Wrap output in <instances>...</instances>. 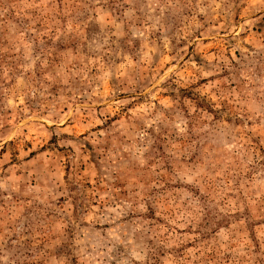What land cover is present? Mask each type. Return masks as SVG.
<instances>
[{
  "label": "rangeland",
  "instance_id": "obj_1",
  "mask_svg": "<svg viewBox=\"0 0 264 264\" xmlns=\"http://www.w3.org/2000/svg\"><path fill=\"white\" fill-rule=\"evenodd\" d=\"M0 264H264V0H0Z\"/></svg>",
  "mask_w": 264,
  "mask_h": 264
}]
</instances>
